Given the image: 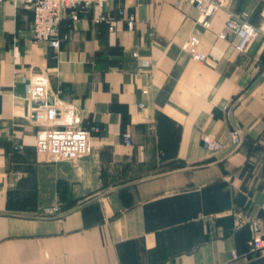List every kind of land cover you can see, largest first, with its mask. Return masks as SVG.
Instances as JSON below:
<instances>
[{
	"label": "crops",
	"instance_id": "1",
	"mask_svg": "<svg viewBox=\"0 0 264 264\" xmlns=\"http://www.w3.org/2000/svg\"><path fill=\"white\" fill-rule=\"evenodd\" d=\"M120 8L136 14L135 28ZM242 10L264 23L260 0H228L209 26L189 0L91 4L77 20L64 8L54 48L34 40L31 10L0 2V264H243L264 255L248 244V220L264 222V78L240 98L264 72V40L239 51L231 34L220 36L229 11ZM102 12L114 29L95 21ZM192 35L205 61L183 48ZM41 70L91 132L75 162L37 153L42 125L27 118L25 95ZM208 134L225 150L208 151ZM53 206L59 212L48 214Z\"/></svg>",
	"mask_w": 264,
	"mask_h": 264
},
{
	"label": "built area",
	"instance_id": "2",
	"mask_svg": "<svg viewBox=\"0 0 264 264\" xmlns=\"http://www.w3.org/2000/svg\"><path fill=\"white\" fill-rule=\"evenodd\" d=\"M4 1V0H0ZM15 4H21L33 12L32 34L37 42H47L54 48H59L61 41L58 37L59 26L62 20V10H71L73 19L79 18V11L86 9L91 4H96L101 9L115 0H10ZM182 1V0H180ZM228 0H189L199 11L198 20L205 26L210 25V18ZM264 2V0H260ZM120 16L126 20L130 28H135L137 16L126 8L119 9ZM251 11H229L221 37L231 34L235 40V46L239 51H246L252 42L258 37L264 40V23L260 26L251 22ZM95 21L109 23L110 29H114L115 18L102 12ZM200 39L196 35L189 37L183 44V48L189 51L193 58L205 61L207 55L198 49ZM145 65L149 61H144ZM25 99L29 104L27 118L32 122L42 125L36 135V150L40 158L49 161H72L88 154L91 132L78 125V107L71 101L63 99L58 91L51 87L48 72L41 70L34 73L28 80ZM124 140L131 143L130 133H124ZM204 146L211 153H219L226 146L214 136L208 134L204 137ZM231 143H240L237 132H233ZM59 206L46 207L48 214L59 212ZM213 221V220H210ZM248 222L252 226L253 235L249 240V248L255 253H264V222L260 218H250ZM238 257L235 250L232 251Z\"/></svg>",
	"mask_w": 264,
	"mask_h": 264
},
{
	"label": "water",
	"instance_id": "3",
	"mask_svg": "<svg viewBox=\"0 0 264 264\" xmlns=\"http://www.w3.org/2000/svg\"><path fill=\"white\" fill-rule=\"evenodd\" d=\"M263 78H264V72L261 75H259V77H257L255 79V81L247 88V90L243 93V95L240 98H244L246 95L251 93L259 85V83L263 80ZM236 104L237 103H235L234 105H236ZM230 116H231V114H230ZM233 124L235 127H237V124L235 122ZM243 264H264V255H261L260 257L252 259V260H250L246 263H243Z\"/></svg>",
	"mask_w": 264,
	"mask_h": 264
},
{
	"label": "rangeland",
	"instance_id": "4",
	"mask_svg": "<svg viewBox=\"0 0 264 264\" xmlns=\"http://www.w3.org/2000/svg\"><path fill=\"white\" fill-rule=\"evenodd\" d=\"M259 254H263V253H259Z\"/></svg>",
	"mask_w": 264,
	"mask_h": 264
}]
</instances>
